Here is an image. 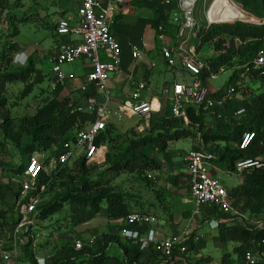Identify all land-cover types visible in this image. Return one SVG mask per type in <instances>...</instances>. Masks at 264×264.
Wrapping results in <instances>:
<instances>
[{
  "label": "trees",
  "instance_id": "trees-1",
  "mask_svg": "<svg viewBox=\"0 0 264 264\" xmlns=\"http://www.w3.org/2000/svg\"><path fill=\"white\" fill-rule=\"evenodd\" d=\"M234 1L259 17H264V0ZM144 3L146 5L150 4V6L154 5L153 2L147 0ZM255 3L260 6L261 10L257 11L254 8L253 5ZM5 7V4H2L0 1V13ZM154 13L155 26L158 27L160 23L167 22V12L155 9ZM52 27L55 28V23L54 25L52 24ZM208 29L207 34L204 36L205 41H212L214 34L218 32L229 36L228 42L230 43L231 50L221 51L216 56L209 57L206 60L209 65V71L213 73H219L220 68L224 70L232 69V73L226 80L225 85L227 87L232 86L236 95L239 93L240 84L243 80L241 76L244 70L243 65L250 62L256 53L260 49H263L261 47L264 41V22L255 24L248 21L236 20L230 23H214ZM17 33V28L13 27L9 35L14 37ZM216 41L215 47L219 50L225 38H219ZM234 43H238L236 48L233 46ZM18 47L19 43L12 40H5L0 44V154L5 151V146L8 142L22 153H28L26 159L12 169V176L24 170L28 157L34 152H43L55 146L57 149L53 151V154H57L65 141H72L75 132L83 128L94 118L93 114L89 112L77 111L75 108L76 101L70 95L60 97L63 87L59 86L49 92L50 96L48 95L43 98L41 105L37 107L32 115L23 117L17 127L8 107L6 85L10 82H21L23 84L21 95L24 97L32 92L35 85L42 83L45 79V73L34 64L31 56L34 54L28 56L26 64L22 67L13 71L8 69L12 61L10 55ZM206 73L208 74L209 72L207 71ZM257 73L258 71L252 72L251 76L257 75ZM192 108L190 109L192 110ZM192 111L189 113L190 118L201 122L200 115L197 113L195 115ZM243 115H245V112L240 116L231 115L230 118H240ZM156 120L155 118L150 120L146 128L153 127ZM162 120L158 128V131H160L159 135H144L137 141L135 140L142 147L141 150L130 151L127 148L117 158H111L108 155V150L103 162L108 164L106 169V172L110 173L108 175L126 171L141 175L143 179L149 182L150 179L147 176V172L159 168L158 160L149 156V148L157 144V147L161 151H164L168 140H177L195 135L190 128L181 126V118L169 117ZM228 122L222 119L218 120V124L214 130L207 129L206 132L202 133L204 140L208 143H210L209 141H220L221 143L229 141L228 143L230 144H236L240 141L241 135L245 131H253L254 137L245 149H239L237 145L231 146L228 144H224L222 148H217V146L210 143L208 150L215 153L216 162L225 164L228 169H232L235 161L241 157H264V100L244 120L235 122L231 126ZM200 124L203 125L202 122ZM114 127H116L114 123H109L105 130L98 135L96 142H106L109 147V138ZM23 136L27 137V142L21 145ZM95 165L86 164L84 157H80L58 165L49 175L41 173L37 179V186H44L43 195L52 191L56 185H59L62 190L54 194L49 202L40 207L38 216L46 218L60 211L65 202H69L76 207L87 206L93 213L99 212L100 205L104 202L106 216L112 221L123 220L129 213L134 212L130 209L125 193L116 190L110 184V177L102 178L88 173L91 166ZM240 175H242V181L229 189L230 197L238 200L239 203H251V201L264 202V168L244 170ZM10 178L11 175L6 185L8 189H11L12 181ZM3 187H5L4 184L0 182L1 197L4 196ZM18 194L19 190H13L10 198L14 200ZM13 206V203H11L6 209L0 208V236L6 232H12L11 228L17 222ZM144 213L151 215L150 213ZM205 215L217 220L216 228L212 230L209 237H205L202 234L197 240L193 239L194 232H192L190 237L184 240V244L188 250L198 249L201 244H204L209 239L221 246H226L229 242H236L237 246L233 248V251L236 252L237 258L233 260L230 258V254L226 253L221 257V264H241L242 257L246 251H264V244L261 241L264 236V228L249 226L241 221V218L232 217L213 208H206ZM148 227V224L143 226L124 224L122 226V228H137L141 232L146 231ZM94 243L93 245L83 246L80 249H75L74 246L67 244L66 246H61L57 253L52 256L49 264L181 263L180 252L177 247L173 248L171 256H165L161 250L151 248L156 259L154 261H140L143 250L139 248V243H131L130 240L122 237L120 234L104 233L99 238H96ZM113 246L119 249L121 256L115 253L111 254L108 251ZM32 249V239L29 238L22 245V250L26 262L37 264ZM190 264H193V262H190ZM260 264H264V260H261Z\"/></svg>",
  "mask_w": 264,
  "mask_h": 264
},
{
  "label": "rangeland",
  "instance_id": "rangeland-1",
  "mask_svg": "<svg viewBox=\"0 0 264 264\" xmlns=\"http://www.w3.org/2000/svg\"><path fill=\"white\" fill-rule=\"evenodd\" d=\"M0 1L6 6L0 13V44L5 40H12L19 43L18 49L10 55L12 61L8 69L13 71L25 65L28 56L24 53V49L27 46H33L34 48L32 50L35 49V52L33 53L34 55L31 56L35 66L40 68L44 73H47V71H49L48 57L51 53L50 51H52L54 42L60 40V37L55 33L52 27V24L54 25L58 17V13L55 11H57L58 5H70L71 0ZM144 1L145 0L135 1V8H133L134 13L129 15L132 16L129 18L131 21L126 20L125 23H132V21L140 22L136 30L137 32L140 30L144 33H137L138 36H140V38L136 40L138 43L149 45L151 39L153 38L154 40L156 35L157 38L160 39V43L169 42L173 34L169 24L165 21L164 23H160L164 28L163 32L159 31L157 26L154 25L153 27L152 25V21L155 18L154 10H162L154 5H146ZM142 4L146 7L142 6ZM237 4L243 10L247 11L250 16L252 15L254 17V19L249 17L238 20L255 24L264 22V17H259L241 4ZM253 6L257 11L261 10L258 4L255 3ZM202 10L203 8L200 5V12H198V15L202 13ZM200 18L203 22V14H200ZM13 27H16L18 30L17 35L14 37L9 35ZM208 30L209 29L200 30L197 33L198 39L192 40L189 38L190 42L195 41L200 43L198 49L201 57L207 59L211 56H216L221 51L227 49L231 50L230 43L228 42L229 36L225 33H215L212 41H205L204 36L207 34ZM74 37L75 36H71V38ZM66 38L69 39L70 36H66ZM219 38H225V41L221 44V49L217 50L215 42H217L216 40ZM237 44L238 43L233 44L234 48L237 47ZM157 45L156 43V46ZM261 48L264 49V41ZM155 54H152L153 58ZM139 59L138 63L141 66H145L149 61L146 57H141ZM132 64H134V62L130 57L123 62V66L126 68H130ZM62 69L65 72L73 71L76 78L71 82L77 83L78 85L81 84L80 79L86 69L81 59L63 64ZM154 72L156 73H154L152 78L153 85H155V83L162 84L163 80L172 81L174 77L180 78L179 75L182 73L180 69H177L176 73H174L161 63L154 68ZM230 73L231 70L222 71L217 74L215 78L208 77L205 83L210 86L211 90L217 89L220 85L225 83ZM6 87L8 107L17 127L21 123L23 117L32 115L35 112L37 107L41 105L43 98L48 96L51 91L47 76L42 83L35 85L32 92L24 97L21 95L23 89V84L21 82H10ZM70 89L71 87H66L63 92L61 91L62 94L60 97L67 96ZM110 94L111 96L114 94L113 90L110 91ZM236 98V102L245 107V115L240 118L235 117L234 119L230 118L231 115H228L226 122L229 121L228 124H230V126L248 117L249 114L255 110L256 106L261 104L264 100V73L253 76H251V74L246 75L241 81L239 93ZM230 108L233 110V106H230ZM223 112H225V109H223ZM164 116H167V113L157 116L155 118L157 120L153 127H144V129L138 125L140 121H134L135 118L137 120V117L118 121L115 120L114 124L116 127H114L109 138L108 155L111 158H117L122 155L127 148L130 151L141 150L142 147L136 141L144 135H159V124L163 121L162 119H165ZM26 142L27 137L23 136L21 145ZM209 142L217 146V148H222L224 144L231 146L236 145L235 143H228L229 141L226 143H221L220 141ZM220 143L221 145H219ZM191 144V137L188 136L178 140H168L164 151H161L157 147V144L151 146L148 154L150 157L158 160L159 168L147 172V176L150 179L149 182L143 179L141 175L126 171L108 175L110 173L106 172L108 166L106 163L91 166L88 173L102 178L110 177V184L114 186L116 190L125 193L130 209L137 213L146 212L153 215L156 218L157 225L160 226L159 231L162 230L161 232H163L164 235H177L186 230L197 234H204L205 237H209L212 230L216 228L217 220L204 215L202 211L195 212V205L190 201L192 199L181 173L182 167L180 160L184 155V150H188ZM54 147L52 146L46 150L44 156H47V154L53 156ZM27 154V152L22 153L10 142L6 144L5 151L0 154V182L5 186L2 189L4 196H0L1 209H6L11 203H14V200L10 197L13 190H18V185L11 182V189H8L6 185L9 181V176H12V169L23 162ZM208 168L211 169L210 167ZM218 174L220 175L223 185L228 190L242 181V175L240 174ZM61 190L62 188L56 185L52 191L45 195L42 194L41 197L37 199L36 205L28 209L27 217L21 220L24 224L19 228L20 231L15 235V239L11 232H6L4 235L0 236V256L3 251L9 253L8 256L1 257L0 264H29L26 262L22 250V245L25 244L29 238L32 239V252L36 258V262L39 261L40 264H49L50 259L57 253L61 246H66L67 244L74 246L75 249H80L83 246L95 244L94 241H96V238H99L104 233L110 232L120 234L122 226L124 225V220L112 221L108 219L104 202L100 205V210L97 213H93L87 206L76 207L69 202H65L60 211L46 218H40L38 216L40 207L49 202L52 196L61 192ZM239 207V210L245 215V217H240L242 219L241 221L244 223L256 224L258 221L264 223V202H240ZM92 236H95L93 242L90 241ZM14 240L17 242L16 253H14L12 246V241ZM77 242L81 243L80 248L75 247ZM235 246H237L236 242H229L226 246H221L209 239L204 244H201L198 249L193 250L191 262H193V264H196V262H198L197 264H221V257L226 253H229L230 258L235 260L237 258L236 252L233 251ZM108 251L111 254L115 253L121 256L119 249L114 246L110 247ZM155 257L151 248H147L143 250L140 261H154L156 259ZM40 258H44V260L41 262Z\"/></svg>",
  "mask_w": 264,
  "mask_h": 264
},
{
  "label": "built area",
  "instance_id": "built-area-1",
  "mask_svg": "<svg viewBox=\"0 0 264 264\" xmlns=\"http://www.w3.org/2000/svg\"><path fill=\"white\" fill-rule=\"evenodd\" d=\"M74 1V12L61 10L55 21L54 31L61 40L54 42L52 51L49 52V71L45 73V77L48 78L51 90L59 86L63 87L76 76L73 71L65 72L62 65L76 59H87L91 67L83 76V84L80 86L83 92L82 101L76 102L75 108L77 111L93 114L94 118L75 132L72 141H65L57 154L44 156L46 151L34 152L28 157L24 170L11 176V181L18 185L19 190L13 203L17 219L11 228L14 239L20 231L19 228L24 224L21 220L27 217L28 209L36 205L37 199L44 191V186H37V179L41 173L49 175L58 165L80 157H84L86 164L103 163L108 152V143H97L96 139L109 123L137 117L136 122L140 121L138 125L147 127L150 120L159 116L167 106L168 112L164 118H181V126L190 128L195 134L192 137L191 147L184 152L182 157L186 185L192 199L190 201L195 205V212L202 211L205 215L206 208H213L232 217H245L239 210L238 200L230 197L229 190L223 185L220 175L211 174L208 167L217 169L213 164L216 155L208 150L200 122L192 120L186 111V105L192 104L204 114L217 119H225L223 109L235 97L232 86L223 88L218 96H210L208 87L202 78L203 72L209 70V65L198 55L196 45L189 42L190 37L197 38L200 30H206L212 24L218 23L208 18V10L214 0H147L153 2L155 7L167 12L169 24L176 28L174 45L168 44L161 48V55L166 64L174 69L176 63L179 62L182 69L192 76L191 82L174 81L170 90H164L161 98L166 101L165 107L161 106V103L154 97L147 99L145 94L150 92L148 82L132 74H126V79L130 84L127 98L114 101L110 94V76L122 72V47L113 33L112 24L117 15L126 13L129 9V7H124V0ZM200 5L203 8V22L198 16ZM158 30L164 31L161 24L158 25ZM66 36L70 38L67 39ZM71 36L75 37L71 38ZM33 48V46H27L24 53L30 56L35 52ZM129 53L133 59H139L144 54L143 50L133 43L130 44ZM150 64L153 66L154 62ZM243 69L241 73L243 78L255 71H258L257 74L264 73V49H260L250 62L244 64ZM220 71L224 69L220 68ZM215 76L216 74L210 72V77ZM89 86H94L101 97L98 98L92 92H88ZM244 112L245 107L242 105L232 110L236 116ZM253 137V131H245L236 145L239 149H245ZM252 168L263 169L264 157H241L235 161L232 169L224 172L237 175ZM123 220L126 225H149L144 232L137 228H122L120 231V235L130 240L131 243L138 242L140 249L156 248L161 250L165 256H171L173 248L177 247L180 252V264H190L193 250L187 249L184 240L190 237L191 231L185 230L177 235H164L163 232L151 226L156 222V218L145 213L131 212ZM247 225L264 228L262 221ZM200 236L202 234L194 232L193 239L197 240ZM94 238L95 236H92L90 241L93 242ZM261 241L264 244V236ZM12 244L13 251L16 253L17 242L14 240ZM75 247L80 248L81 243L77 242ZM8 255L9 253L5 251L1 253V257ZM40 260L42 262L44 258ZM261 260H264V251L248 250L243 255L241 264H260ZM37 264L40 262L38 261Z\"/></svg>",
  "mask_w": 264,
  "mask_h": 264
},
{
  "label": "crops",
  "instance_id": "crops-1",
  "mask_svg": "<svg viewBox=\"0 0 264 264\" xmlns=\"http://www.w3.org/2000/svg\"><path fill=\"white\" fill-rule=\"evenodd\" d=\"M135 1H137V0H124V2H125L124 7H129V9H128V11L126 13H123V14L121 13V14L117 15L116 19L114 20V22L112 24L113 33H114L115 37L118 39V41L120 42L121 47H122V59L123 60H122V65H121L122 66V72H119L118 74L111 75L110 78H109L110 91L113 90V92H114V94H112V98H113L114 101H116V100L120 101V100H123V99L127 98L129 96V92H130V84L128 83V80L126 79V74H132L136 78H138V79L144 78L148 82L149 87H150V92H147L145 94V97L147 99H149L150 97H154L155 100H158L161 103V106L165 107L167 105L166 101L163 98H161V95L164 92V90H170L171 86H172V83L174 81H180V82H184V83H189L192 80V76H191L190 73H188L187 71L182 69V67H181L179 62L176 63V67L174 69L170 68L166 64L164 58L161 55V48L163 46H166L168 44L169 45H172V44L174 45V43L176 42V38H175V34H174L176 28H175L174 25H172V24L170 25L169 24V21L167 20L169 15L166 16V21L169 24L170 29H172V32H173L172 37H170V41L169 42L160 43L159 42L160 39L157 38V35L155 33L156 31L154 32L156 37L154 38V40H153V38L151 39V42L149 43V45L148 44L145 45L144 43H138V41H136L138 38H140V36H138L137 33H140V34L144 33V32H142L140 30H138L139 32H137V30H136V27L140 25L139 24L140 22L139 21H136V22L132 21V23H125L126 20L131 21L129 18L132 17V16H129V15H132L134 13L133 8H135V4H136ZM142 6L146 7L144 4H142ZM74 7H75V1L71 0V4L70 5L69 4L68 5H64V6L58 5L57 6V11H55V12L58 13V17H59V14H60L61 10H64V11L71 10L72 12H74ZM200 14H202V13H200ZM200 14L198 15L199 17H200ZM153 23H154V19L152 21V25L154 27L155 24H153ZM168 34H171V33H168ZM173 35H174V37H173ZM190 38L192 40L193 39H197V38H193V37H190ZM60 40H61V38H60ZM132 43L138 45L144 52L142 57H146V59L149 60L145 66H141L138 63V61L140 59L131 58L130 53H129V47H130V44H132ZM156 43L158 44L157 46H156ZM192 43H194L196 45V51H197V53L199 55L198 47H199L200 43L199 42H195V41H192ZM153 53L154 54L156 53L154 58L152 56ZM129 57L133 60L134 64H132V66L130 68H126L125 66H123V62H125ZM203 59L206 60L205 58H203ZM81 60L83 61V65L86 68L85 71H84L86 73V72H88V70H90V67H91L89 65L90 62L87 59H81ZM150 62H154V65L151 66ZM159 63L164 64L167 68L172 70L174 73H176L177 69H180L181 72H182L181 75H179L180 78L174 77L172 81L163 80L162 84L161 83H159V84L155 83V85H153L152 84V78H153L154 73H156V72H154V68H156ZM228 70H231V73H232V69H228ZM207 71L209 72L208 74L206 73ZM224 71H226V70H224ZM210 72L211 71H209V70H205V72H203V74H202V78H203L204 84L208 87L210 96H218L222 92L223 88L227 87L225 85L226 81H225V83L223 85H220L217 89L211 90L210 86H208L205 83L207 78L210 77ZM220 72H222V71H219V73ZM219 73H214V74L217 75ZM84 74L81 76V79H80V83L81 84L80 85H78L77 83H74V82H69L65 86H63V89H62V92H63V90L66 87H71L68 95H70L76 102H81L82 101L83 92L80 90V86L83 84V80H84L83 76H84ZM215 77H211V78H215ZM187 80H189V81H187ZM87 91L88 92H92L98 98L101 97V95L95 89L94 86H89L87 88ZM237 95L238 94H236L234 99L225 106V112H223L224 114L226 113L225 114V119L224 118L222 119L225 122L227 121L226 119H227L228 115L236 116V115H234L232 113V109L230 108V106H233V109H234L238 105H242V104H239V103L236 102ZM234 104H236V105H234ZM189 107L190 108L193 107L192 108L193 111ZM186 111H187L189 117H190V115H189L190 111H192L193 114L197 113L198 115H200V120H201V122L203 124V125H201L202 132H206L207 129L214 130L216 128V124H217L218 120H221V119H217L215 117H212V116H210L208 114H204L203 112H201V110L197 106L192 105V104L186 105ZM167 112H168V106L165 107L164 111L161 112V113H167ZM161 113L159 114V116L161 115ZM134 121H136V118L134 119ZM144 127L145 126H143L142 128L144 129ZM183 138H185V137H183ZM191 140H192V137H191ZM205 143L208 146L210 145V143H208L206 141H205ZM184 152H185V150H184ZM180 163H181V167H182V170H181L182 178L184 179V182L186 184L185 170H184V164H183L182 159L180 160ZM213 164L217 167V169H215V168L214 169L213 168L210 169V172H211L212 175H215V174H218V173H225L224 171L228 169L225 166V164H220L219 162H216V161H214ZM228 175H231V174H228ZM186 187H187V185H186ZM157 224L158 223L155 222L151 226L154 227L155 229L160 230V226L157 225Z\"/></svg>",
  "mask_w": 264,
  "mask_h": 264
},
{
  "label": "bare ground",
  "instance_id": "bare-ground-1",
  "mask_svg": "<svg viewBox=\"0 0 264 264\" xmlns=\"http://www.w3.org/2000/svg\"><path fill=\"white\" fill-rule=\"evenodd\" d=\"M254 17L243 10L234 0H214L208 10V18L212 22H234V20Z\"/></svg>",
  "mask_w": 264,
  "mask_h": 264
}]
</instances>
